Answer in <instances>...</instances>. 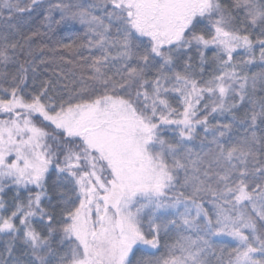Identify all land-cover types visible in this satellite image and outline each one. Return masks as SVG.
<instances>
[{
    "label": "snow or ice",
    "instance_id": "snow-or-ice-1",
    "mask_svg": "<svg viewBox=\"0 0 264 264\" xmlns=\"http://www.w3.org/2000/svg\"><path fill=\"white\" fill-rule=\"evenodd\" d=\"M5 13L47 32L0 31V264H264V0ZM74 22L82 37L52 39ZM41 36L78 57L40 60L73 65L62 83L35 81Z\"/></svg>",
    "mask_w": 264,
    "mask_h": 264
},
{
    "label": "trees",
    "instance_id": "trees-1",
    "mask_svg": "<svg viewBox=\"0 0 264 264\" xmlns=\"http://www.w3.org/2000/svg\"><path fill=\"white\" fill-rule=\"evenodd\" d=\"M225 3L228 2V0H224ZM19 17L14 18L12 20L7 19V13L3 17H0V31H10L9 29L6 28V25L8 24H17V27L20 28L21 33L27 34L29 31L33 30H39L40 32H47L46 27H41V22L40 20H37L35 23L32 22L31 19L28 20L27 23L24 24H18ZM56 19H59V16H56ZM85 29L82 25H80L77 22H74V27L72 29V32H68L64 29L63 25H60L56 28V33L55 36H52L51 33H49V36H52V39H64L65 37H72L75 38V36H83ZM64 42H67L65 39ZM48 44L49 48L45 49L43 52H35L34 53V58L36 61V73H35V81L37 84H39L40 81L42 80H52L54 84L56 83H62L63 81H60L59 77L54 75L55 72L58 71H63L65 75H69L70 72L73 70V65L67 64V63H62L58 59L56 60L55 63L48 62L45 64H40V60H45V61H50L53 56L59 57V56H64L66 60H78V57L75 56L74 54L71 53H65V52H57V53H52L49 49L53 47L52 42L49 40L48 36H41V37H36L33 42H32V48L35 49L37 45L39 44ZM84 55H88V53L85 51L83 53ZM195 56V53H193ZM207 56L211 57L212 53L208 52L206 53ZM19 60L23 61L26 57L24 55H19ZM10 71H14V68H10ZM256 68H253L252 71H256ZM207 71V69H206ZM29 83H32V74L31 71L29 73ZM59 90V89H57ZM211 120V119H210ZM39 119H37V123H39ZM202 129L199 130V133L202 135ZM56 177L55 174L53 173L49 177V185L51 186L52 182L55 181ZM35 191V189H33ZM13 195L12 191H8L7 195L5 196V199L8 200L11 198ZM22 196L26 195V193H21ZM50 195L53 197V203H56L58 200V197L55 195V193L50 191ZM45 205H47V201L44 202ZM39 226V225H38ZM6 244H7V237H0V259H7V252L5 251L6 249ZM16 256H19V251L15 253Z\"/></svg>",
    "mask_w": 264,
    "mask_h": 264
},
{
    "label": "rangeland",
    "instance_id": "rangeland-1",
    "mask_svg": "<svg viewBox=\"0 0 264 264\" xmlns=\"http://www.w3.org/2000/svg\"><path fill=\"white\" fill-rule=\"evenodd\" d=\"M211 123H215V120H210ZM200 129H198V132H199ZM201 135V134H200ZM204 133L202 132V135L203 136ZM209 139H211V137H209ZM199 143V141L197 140L195 143H193L191 146L193 148H196V150L198 151L199 149L197 148V144ZM174 235V234H173ZM224 243L227 245V247H234L235 245L232 244V243H229L227 240L224 241Z\"/></svg>",
    "mask_w": 264,
    "mask_h": 264
}]
</instances>
